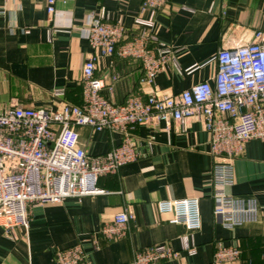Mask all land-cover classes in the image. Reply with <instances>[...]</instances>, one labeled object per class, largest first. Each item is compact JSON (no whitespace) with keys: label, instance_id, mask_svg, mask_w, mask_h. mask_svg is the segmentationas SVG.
Returning <instances> with one entry per match:
<instances>
[{"label":"crops","instance_id":"0c3cea01","mask_svg":"<svg viewBox=\"0 0 264 264\" xmlns=\"http://www.w3.org/2000/svg\"><path fill=\"white\" fill-rule=\"evenodd\" d=\"M47 0H0V112L9 107L56 111L62 103H83V67L94 55L85 26L86 16L105 9L112 24H120L131 36L143 0L58 1L56 13L47 12ZM156 18L155 50H168L155 85L170 94L204 81H212L220 50L251 43L264 32V0H167ZM59 28L49 41V29ZM118 45L113 56L98 57L95 77L105 85L102 93L124 104L132 96L147 98L143 85V61L123 57ZM63 91L61 97L54 93ZM81 146L91 156L118 148L124 136L118 132L78 129ZM139 154L135 162L99 179L97 195L73 197L58 205L32 204L30 226L10 232L0 227V264H53L57 251L82 244L89 264H134L139 252L169 245L178 257L161 264H214L220 246L238 247L240 259L231 264H264V142L250 140L235 160V184L229 193L256 199L255 222L227 230L213 215L210 134L190 120L148 123L130 130ZM197 197L201 229L190 233L184 225L161 215L157 203ZM130 210L135 219L113 239L103 232L113 217ZM197 248L195 255L183 249L182 238Z\"/></svg>","mask_w":264,"mask_h":264},{"label":"built area","instance_id":"2783aa9c","mask_svg":"<svg viewBox=\"0 0 264 264\" xmlns=\"http://www.w3.org/2000/svg\"><path fill=\"white\" fill-rule=\"evenodd\" d=\"M22 0H4L17 5ZM73 0H47V12L54 16L56 3ZM118 1V0H115ZM167 0H143L135 24L140 30L129 35L120 24H112L105 9L86 16L85 26L94 55L83 67V103H62L56 111L44 108L9 107L0 112V227L10 232L29 229L32 204L58 205L66 199L97 195L102 176L115 174L126 164L135 162L139 154L130 130L148 123L171 122L185 125L194 120L210 134L214 164L211 186L215 201L213 215L227 230L255 222L259 215L256 199L244 200L229 193L234 186L235 160L250 140L264 142V32L255 33L246 45L220 50L217 71L212 81H204L170 95L155 85L163 70L168 50H155L158 43L156 18ZM59 28L49 29V41ZM119 53L143 61V85L151 88L147 98L132 96L124 104L112 102L103 95L105 85L95 77L98 57ZM63 91L54 93L61 97ZM118 132L122 144L99 156H91L81 146L78 129ZM161 215L171 216V223L184 225L190 233L201 229L200 200L189 197L161 200ZM135 215L130 210L116 214L103 232L113 239ZM183 249L195 255L197 248L182 238ZM169 245L152 246L136 255L134 264H161L178 257ZM238 247L220 246L214 264H231L240 259ZM53 264H89L82 244L56 252Z\"/></svg>","mask_w":264,"mask_h":264}]
</instances>
